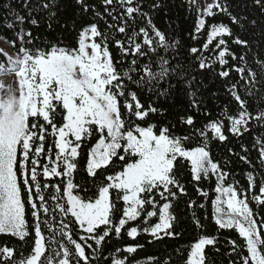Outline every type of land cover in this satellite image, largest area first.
<instances>
[{"label":"snow or ice","instance_id":"6c2138e0","mask_svg":"<svg viewBox=\"0 0 264 264\" xmlns=\"http://www.w3.org/2000/svg\"><path fill=\"white\" fill-rule=\"evenodd\" d=\"M75 3L79 15L92 21L78 30L75 47L48 35L60 24L58 0H24L27 15L16 19L31 27L0 38L16 49L13 57L0 48V75L14 78L7 85L0 82V234L30 247L17 260L16 248L0 245V264H140L133 257L145 244L109 252L111 242L125 233L133 241L143 236L149 245L183 235L176 230L175 206L189 195L180 175L185 167L199 197H209L200 185L215 178L211 205L217 231L238 233V240L225 238L227 264H264V21L234 13L229 0H204L188 33L192 41L203 42L186 47L173 37L178 21L166 19L163 28L156 22L161 11L167 16L163 0ZM243 7L264 17V0ZM218 16L229 22L216 21ZM76 23L60 27L77 31ZM42 25L45 34H34L32 28ZM248 28L256 29L251 41L244 38ZM205 74L209 83L225 82L234 113L224 106L199 128L193 115L182 116L188 129L183 135L151 122L165 117L167 109L145 105V92L157 101L179 93L190 109L199 113L204 106L210 115L202 91L208 87ZM218 95L210 93L214 102ZM253 131L251 148L241 143L240 153L227 149L250 166L244 173L247 186L228 184L232 161L214 159L210 145ZM85 149L83 171L95 191L76 180ZM253 151L259 174L250 159ZM203 208L197 200L186 203V218L200 235L181 253L183 264H207L208 246L220 252L219 237L206 234L198 215Z\"/></svg>","mask_w":264,"mask_h":264},{"label":"trees","instance_id":"16d2710c","mask_svg":"<svg viewBox=\"0 0 264 264\" xmlns=\"http://www.w3.org/2000/svg\"><path fill=\"white\" fill-rule=\"evenodd\" d=\"M90 2H94V0H90ZM165 4V8L167 11V16L164 15V12L161 11L156 16V22L158 26L165 27V20L178 21L179 27L173 33V37L179 36L182 40L183 44L186 47L196 46L199 47L200 43L203 42V38L199 42L192 41L189 37L188 33L192 32L195 28L196 24V6L190 2L189 0H163ZM232 5V10L234 13H240L243 11L249 18H256L260 21H264V17L260 16L259 11L253 7L244 8L245 4L251 5V0H229ZM60 11L58 13L60 24L65 22L71 23L73 20H76V28L77 31H70L66 28H61L60 24L55 25V31L48 34L51 38L55 39L56 37H63V45L71 48L75 47L77 44V33L78 30L85 24L92 22L90 16L82 17L79 15V7L76 5L75 0H58ZM18 15H27L24 9V0H0V38L8 37L12 38L16 32L20 30L21 27L25 28V30L29 29L31 26L27 23L24 25H20L17 21L16 17ZM216 21L223 20L225 23H228L227 17L218 16L215 18ZM209 23L214 22L209 19ZM11 25V27H9ZM101 29H103L104 24L103 21L100 22ZM264 27V24L260 25ZM234 31H239L235 26ZM173 28H176V24H173ZM33 33L35 34L37 31L41 34H45V28L42 25L39 29L32 28ZM256 29L248 28V32L244 35L245 39H249L250 41L254 39L252 33L255 32ZM239 51V49H236ZM113 54L118 56V52L115 48L112 49ZM261 55L264 56V45L261 46ZM11 52L16 54V49L11 47ZM6 59V57H5ZM3 61H0L2 63ZM126 66V65H125ZM210 77L205 74L204 82L208 84L207 89H203V95L206 98L207 111L210 112V115H205V107L202 106L200 112L197 113L195 109H190L188 107L189 101L186 96L181 95L179 93L174 94L173 97L169 98L167 101L161 99L159 101L156 100L155 96H151L149 94L142 93L141 101L147 105L148 103L155 102L159 107L167 109V115L165 117L154 116L151 122L157 123L159 126L167 125L172 128V131L176 135L187 134V126L181 124L180 118L182 116L186 117L187 115H193L196 121V127H202L203 124L209 120L217 118L220 115L221 109L224 106L228 107L230 112L236 111V105L234 101L230 100V97L225 92L224 83L219 79L209 83ZM216 91L219 93L218 98L214 102L210 97V93ZM174 126V127H173ZM256 135V132L253 131L251 134H245L243 138L237 140L235 137H232L229 134V142L224 145H220L219 142H212L210 145L211 154L214 159H220L221 157H227L232 162L228 166V170L233 174L227 181L228 184H233L234 182H238V187L243 188L247 186V180L244 175L245 172L251 170L250 166L244 164L239 160L237 156H229L227 149L233 148L235 152L240 153V144L244 143L249 148L253 143V137ZM95 143V139L91 141V144ZM91 144L88 147H91ZM192 146V145H189ZM86 152L87 149L84 150V156L80 159V171L76 174L77 182L82 185L88 187L91 191H95L92 187L91 178L87 177L86 172L83 171V166L86 162ZM244 154V153H241ZM250 159L253 161V165H256V173L259 174L261 171L258 162L256 160V153L253 151L250 155ZM114 169H109L112 171ZM104 173H101L100 177L97 179V183L103 178ZM180 175L182 182H184L187 186L188 196L181 198L180 202L175 206V211L180 218L179 227H177L178 232H182L183 235L176 240L165 239L163 243L154 242L149 245L146 243V240L143 236L138 237L136 241L129 239L124 234V238L117 242L112 241L111 246L109 248V252H114L116 247H123L125 244H134L141 243L145 244L143 249H138L137 253L134 254L133 261H139L140 264H149L147 258L148 257H156L157 260H169L170 264H183V255L181 254L187 246L194 242L195 239L198 238L200 232L192 225L189 219L186 218V203L188 199L197 200L198 203H204L205 208L198 210V215L201 218L202 223L205 225L206 234L210 236L219 237L218 247L220 248V252H216L212 246H208L206 248V255L208 257L207 264H227L228 257L226 255L228 251L227 241L225 238L238 240V233L234 230H220L217 231V226L215 225L212 219V205L211 200L215 199L216 193L214 192V188L216 186L215 178L213 177L210 180H205L201 183V187L209 193L208 198L199 197L195 191V187L192 183H189L191 180L190 173H188L187 167L180 170ZM206 217V218H205ZM47 234V233H46ZM78 239V237H76ZM7 244L10 247L17 249V260L20 259V254L23 253L26 256L30 252V247L27 245L21 246L20 242L15 238H10L7 235L0 234V245ZM180 250V251H177ZM108 255V253H105ZM120 255V254H116Z\"/></svg>","mask_w":264,"mask_h":264},{"label":"rangeland","instance_id":"374dc122","mask_svg":"<svg viewBox=\"0 0 264 264\" xmlns=\"http://www.w3.org/2000/svg\"><path fill=\"white\" fill-rule=\"evenodd\" d=\"M189 1L192 2V0H189ZM203 2H204V0H196V3H193V2L192 3L197 8V6L202 5ZM0 48H3L5 53H7V54H9V55H11L13 57L15 56V54H13L11 52V46L6 44V43H3L2 40H0ZM13 79L14 78L12 76H2V75H0V82L4 83L6 85L12 83ZM216 195H217V193H216ZM225 211H226V208H225Z\"/></svg>","mask_w":264,"mask_h":264}]
</instances>
